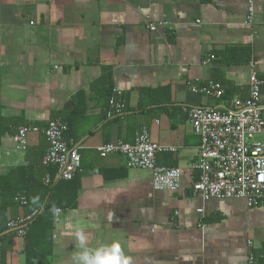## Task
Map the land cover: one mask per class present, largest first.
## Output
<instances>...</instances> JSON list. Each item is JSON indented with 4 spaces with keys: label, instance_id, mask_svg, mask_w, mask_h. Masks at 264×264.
<instances>
[{
    "label": "crops",
    "instance_id": "0c3cea01",
    "mask_svg": "<svg viewBox=\"0 0 264 264\" xmlns=\"http://www.w3.org/2000/svg\"><path fill=\"white\" fill-rule=\"evenodd\" d=\"M248 2L0 0V178L18 182V172L40 165L47 151L42 134H29L17 150L18 128L78 114L66 142L80 156V188L75 208L53 220L49 264H74L78 230L91 248L118 242L132 264H248L250 256L264 264V207L191 194L200 138L182 110L226 108L247 97L252 73L264 80V0ZM145 18L166 25L149 31ZM232 55L240 63L228 62ZM188 82L218 83L223 95L189 92ZM109 88L125 108L113 118ZM142 128L175 149L156 162L181 170L180 191H154L148 171L97 154L101 145L132 144ZM24 206L7 217L27 216ZM10 247L6 264H25L23 239Z\"/></svg>",
    "mask_w": 264,
    "mask_h": 264
},
{
    "label": "built area",
    "instance_id": "2783aa9c",
    "mask_svg": "<svg viewBox=\"0 0 264 264\" xmlns=\"http://www.w3.org/2000/svg\"><path fill=\"white\" fill-rule=\"evenodd\" d=\"M248 4L251 5V0ZM247 19H252L251 7ZM144 24L149 31L166 25L155 24L147 18ZM248 86L247 97L232 99L226 108H182L193 133L200 138L198 157L191 167L198 172V179L190 186V190L193 196L204 202L240 200L247 208L264 207V103L260 91L264 80L252 73ZM186 88L189 92L217 100L223 95L222 86L215 82L199 88L188 82ZM123 110L124 103L114 91L108 99L107 117L113 118ZM66 130V125L55 119L49 121L43 129L33 126L18 128L13 141L17 150L24 151L29 134H42L47 143V151L40 165L55 168V181H69L81 172V161L74 145L63 139ZM96 152L100 158L117 154L123 158L127 169L148 171L154 191L175 193L181 189V170L159 166L156 162L157 154L175 152V149L152 142L146 128L135 134L132 144H105L99 146ZM50 182L49 176L45 175L43 183L46 185ZM14 202L25 205L26 199L17 194ZM198 212L201 213V210ZM60 213V210L53 212L54 222ZM35 214L33 212L23 217L8 218L7 230L13 232L16 238L24 239L28 224ZM248 264H254L252 256Z\"/></svg>",
    "mask_w": 264,
    "mask_h": 264
},
{
    "label": "trees",
    "instance_id": "16d2710c",
    "mask_svg": "<svg viewBox=\"0 0 264 264\" xmlns=\"http://www.w3.org/2000/svg\"><path fill=\"white\" fill-rule=\"evenodd\" d=\"M228 62L237 64L240 60L232 55ZM111 93L110 88L105 90L107 103ZM77 115V112H73L60 119L67 127L63 134L65 141L73 139L71 131ZM18 173L20 180L18 179L16 183L13 182L14 178H0V264H6V253L11 250V239L15 237L13 232L7 230L6 225L8 209L16 208L18 205L13 201L17 194L23 195L26 199L24 206L26 215L36 212L28 224L23 239L22 252L25 264H49L52 255L53 212L55 210L65 212L75 208L80 188L79 174L69 181H55V168L42 167L39 164L35 168L30 166ZM45 175L51 179L46 185L43 183Z\"/></svg>",
    "mask_w": 264,
    "mask_h": 264
},
{
    "label": "clouds",
    "instance_id": "9594fccd",
    "mask_svg": "<svg viewBox=\"0 0 264 264\" xmlns=\"http://www.w3.org/2000/svg\"><path fill=\"white\" fill-rule=\"evenodd\" d=\"M78 250L73 255L74 264H132L131 257L126 256L118 242L101 244L91 248L87 246L82 231L75 233Z\"/></svg>",
    "mask_w": 264,
    "mask_h": 264
}]
</instances>
